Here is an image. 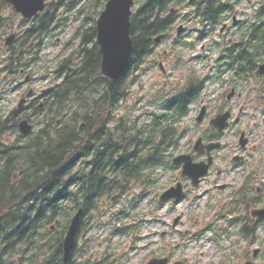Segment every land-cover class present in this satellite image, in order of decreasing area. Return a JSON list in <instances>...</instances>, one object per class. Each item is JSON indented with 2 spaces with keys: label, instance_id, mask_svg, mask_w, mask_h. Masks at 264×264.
Instances as JSON below:
<instances>
[{
  "label": "trees",
  "instance_id": "trees-1",
  "mask_svg": "<svg viewBox=\"0 0 264 264\" xmlns=\"http://www.w3.org/2000/svg\"><path fill=\"white\" fill-rule=\"evenodd\" d=\"M106 1L56 0L31 21L22 19L20 26L26 23L30 26L19 44L8 48L4 71L14 77L27 65L25 60L36 61L39 50L34 48L35 44L28 48V44L46 34L54 23L58 7L68 11L78 8L81 14L86 6L102 9ZM134 2L130 27L132 53L127 67L115 80L100 73L101 54L95 41V19L86 28L77 30L75 50L58 62L54 72L57 78L63 79L48 97L47 111L68 113L58 126L51 127L53 121L49 119L45 122L47 127L24 139L18 124L28 115L21 116L18 109L6 114L0 110V264H14L13 261L16 264H63L61 241L72 207L93 209L99 206L104 192L122 194L119 178L126 184L124 190L130 187L131 181H148L149 171L155 169L154 161H164L168 145L177 140L175 121L181 114L176 115L169 109L170 122L158 127V117L143 124H128L115 117L113 108L127 94L128 82L133 81L135 72L152 54L153 37L172 28L178 9L185 2L193 10L190 18L200 20L203 26L219 25L228 7L223 0ZM87 21L85 18L84 22ZM244 24H250L247 27L249 35L245 39L246 29H242L244 34L239 37L243 48L239 53L246 54L251 49L257 55L264 51V4L247 23L244 21L240 25ZM197 84V79L190 77L192 91ZM77 107L81 111L79 116L73 112ZM40 111L39 107L35 109V112ZM81 115L85 124L84 134L79 135L75 126ZM180 135L181 131L178 137ZM105 143L109 144L107 155L91 159L93 145H98L99 151ZM118 153L120 157L115 156ZM78 158L83 159L82 165H86L87 160L102 165L92 176L84 167L80 179L75 182ZM122 161L124 165H120ZM103 167L111 173L100 171ZM56 220L55 231L49 230V225ZM46 251L48 255L44 259Z\"/></svg>",
  "mask_w": 264,
  "mask_h": 264
},
{
  "label": "rangeland",
  "instance_id": "rangeland-1",
  "mask_svg": "<svg viewBox=\"0 0 264 264\" xmlns=\"http://www.w3.org/2000/svg\"><path fill=\"white\" fill-rule=\"evenodd\" d=\"M258 1L230 0V3H233L235 8L226 21L228 26L238 25L250 19L249 17L253 14V8L250 4ZM53 3H56V0H46L47 6ZM87 8L89 9L90 7H84L83 13L78 14V8L68 11L66 8L58 7L56 9V18L48 33L49 35L43 39L45 46L37 55L40 60L32 63L26 70H23V73L10 77L4 71L7 65V56L9 55V46L5 45V40L16 32L15 38L18 37V39L14 46H17L30 23L20 26L22 20L20 16L12 11V8L4 0H0V110L4 114L16 109L18 102L28 90L33 89L39 93L51 86L54 67L75 50L74 46L69 48V44L75 43L77 30L81 31L82 28L89 26L93 19L96 20L98 18L97 12L102 10L101 8H90L87 11ZM188 11L189 9L185 5L178 14L179 16L185 15ZM85 18H88L89 21L84 22ZM221 23L217 27H221ZM179 25H184L186 29L196 28L194 23L192 27L191 22L179 20L174 24L171 33L175 34L174 31L177 30ZM215 39L210 37L207 41L199 40L193 50L188 47L183 48V54L186 56L184 72L188 74L189 70L186 71L185 69L193 68L199 75H211L214 73L213 68H210V66L213 65L214 59L218 55ZM172 41H174L172 38H163L156 48L161 56H163L164 52L169 53V49L173 45ZM12 44L14 43L11 42L10 45ZM204 45L205 49L203 50ZM179 50L182 49L180 48ZM202 55H206L210 59L202 58ZM192 57L197 59L190 60ZM165 67L170 71L173 70L170 66L165 65ZM179 71L177 68L173 70L174 76H170V79L179 80L178 78L181 75L180 73L178 74ZM176 74L178 76H175ZM135 75V77L133 76V81L128 82L129 101L121 103L118 106V111L123 115L139 116L142 119L143 114H150L153 110H156V108L150 107V102L155 100V80L161 81L157 69L153 68L152 56L147 59V62ZM27 76H31V80H25ZM208 89L211 101H213L219 89H217V86H214V88L209 86ZM23 113L26 115L31 113V111L25 110ZM193 114L191 115L192 118L186 120L185 123L191 125L190 127L194 129L195 134L187 136L181 142L180 146L183 150H188L191 140L193 141V138H197L196 136L207 126L205 122L199 125L200 127L194 125L193 116L195 115ZM38 120L33 119L36 129L43 127L41 123L37 125ZM247 120L248 118L244 121V124L239 125V128H249L251 124L249 125ZM263 130L264 123H260L257 131H255L257 133L253 132V137L259 143L262 141L261 138H264ZM235 131L236 129L233 128L232 131L229 130L225 134L226 137L223 143H227V148L217 152V167L212 172V175L204 179L198 188L193 187L189 194L187 193L189 195L188 198L178 205L170 204L163 206L162 209H156L154 203L156 194L161 192L166 184L169 185L171 178L178 174L177 171H169V173L163 174L162 169L158 170L157 180L150 186L135 185L119 201L111 200L109 205L105 204V207L99 209L98 213L89 218L88 224L91 223V225L84 227L80 233L76 245V262L89 264V260L92 262L98 261L99 263L104 260V264H107V262L109 264H145L153 255H167L173 257V260H183V258H187L190 255L189 259L193 261V264H208L210 261H215L216 264H219L220 260L217 256L215 258L212 256L211 246L190 248L193 244H187V241H185L186 243L182 242L180 233L185 228L192 227L194 219L201 220L203 218L204 223L206 217L215 214V210L209 208L210 204L217 209L218 203L222 199L227 198L228 188L224 185L230 183L231 176L234 177L236 183L239 182L237 172H233L228 168L230 167L228 156L236 151H232L233 146H236V139L231 135ZM134 200H137V202L133 203ZM130 201L131 203L129 204ZM121 211H123V214L119 213ZM181 216H183V220ZM175 218L183 224L179 225L176 230H171V225ZM189 219L191 220L190 222L187 221ZM123 225L128 227L126 233L120 235L117 233L116 228H120ZM166 232H168L167 235ZM237 240H239L238 237ZM222 244L223 242H221ZM256 246L254 245V247ZM238 253L242 257L245 251L239 249ZM106 257L107 259H105ZM260 260L264 261V256ZM13 263L16 264L15 261Z\"/></svg>",
  "mask_w": 264,
  "mask_h": 264
},
{
  "label": "flooded vegetation",
  "instance_id": "flooded-vegetation-1",
  "mask_svg": "<svg viewBox=\"0 0 264 264\" xmlns=\"http://www.w3.org/2000/svg\"><path fill=\"white\" fill-rule=\"evenodd\" d=\"M232 18L235 20L234 17ZM248 25L249 24H245V27H248ZM240 26L241 25L221 26L217 32V35L220 36L219 42H222L225 38L227 42L232 44V46H243V43L240 41L232 39V35L237 37V35L233 33V29H235L234 27L240 28ZM237 30L240 31L239 29ZM230 47V45H225L222 48H218V51L221 52L220 62L232 59L234 70H226L222 73V76L227 75L228 78L219 81L220 95L216 100L217 104H215L216 108L214 112L216 113L215 115H217L228 111L230 116L228 126L224 131H221L220 134L222 137L221 147L223 149L227 148V143H223V140L226 137L225 134L229 130L232 131L233 128L236 129L234 133H230L236 139V146H233L232 149V151H236L230 153L228 156L230 163V167L228 168L233 172H237L239 175V182L236 183L234 177L231 176L230 183L224 185L228 188L227 194L230 205L228 210L229 215L219 216L216 213V216L206 217L204 223L203 218L201 220L194 219L192 227L185 228L183 232L180 233V237L182 242L186 243L185 241H187V244H193L190 248L195 246H211L212 256L214 258L217 256L220 260L219 264H264V261L260 260V258L264 256V217L257 216L256 213H253L255 210L264 209V138L261 143H259L256 141L255 137H253V132H250L257 131L258 127V123L256 122L257 117L252 113L254 112L253 109L261 113L259 118L261 119V122H264V76L263 78L253 76V69H255L253 53L247 52L246 55L230 56L226 54ZM237 66L239 67V70L235 69ZM223 67L226 68L227 65ZM259 89L261 90L260 95H258ZM248 109L252 112H249ZM180 112L186 115L185 119L181 122V125L185 126V121L192 118V114H190L192 110L185 108L180 109ZM193 112L195 111L193 110ZM247 118V122L249 125L251 124V126L249 128H239V125L244 124V121ZM187 127L189 128V126ZM81 129L82 128H80V130ZM242 132L245 135L246 141L244 146H241L239 141ZM262 133L264 134V130ZM96 146L98 145H93V149L90 150L91 159H95L96 155H107L109 152L108 143L101 145L99 151L96 149ZM180 152L182 151L180 150ZM185 153L192 155L195 160L201 161L205 157L200 155L197 156L195 149H193V147L190 148V146ZM120 155L121 153H118L115 156L120 157ZM82 162L83 159L78 158L74 170L75 182L80 179V173L83 171L84 167L92 176L97 171V167L102 165V163L94 165L89 160L86 161V165H82ZM126 162L127 161H125V163ZM120 165H124V161H122ZM156 166L159 167V169H162V165L158 166L156 164ZM100 171H105L108 174L111 173L106 167H103ZM233 172L230 173L234 174ZM178 181H182L185 185V192L182 197V199H184L185 194H189V191L192 188L187 180L181 178ZM122 184L124 186L123 181ZM107 185L108 183L106 182V189L108 188ZM163 191L164 189L155 196L154 203L156 209H162L163 206L170 205L171 203L174 205L180 203V201L174 200H170L166 203L165 201H160L159 197ZM103 196H107V194L105 193ZM99 211L100 210H98V212ZM91 213V210H88L82 215L79 235L84 227L91 225V223L88 224V220L92 216ZM183 216H181V219ZM187 221L190 222L191 220L189 219ZM221 222L222 224H220ZM217 223L218 225L216 226ZM182 224V222L174 219L171 225V230H176V228ZM167 233L168 232H166V235ZM79 235H77L76 245ZM237 237L240 241L237 240ZM221 242H223L222 245ZM76 245H74L71 253L72 261L70 264H87L76 262ZM254 245L257 246L254 247ZM239 249L245 251L242 257L239 256ZM189 257L183 258V260H173V257L171 256L153 255L150 259L164 261V264H193V261L190 260ZM208 258L210 257L208 256ZM88 263L102 264V262H92L90 260ZM208 264L216 263L215 261H210Z\"/></svg>",
  "mask_w": 264,
  "mask_h": 264
},
{
  "label": "water",
  "instance_id": "water-1",
  "mask_svg": "<svg viewBox=\"0 0 264 264\" xmlns=\"http://www.w3.org/2000/svg\"><path fill=\"white\" fill-rule=\"evenodd\" d=\"M6 2L11 4L15 11L27 19L36 16L44 8V0H6ZM133 5V0H108L96 21V41L101 51L100 70L101 73L110 80H115L123 72L132 52L130 18ZM12 37L13 36L7 39L6 44L10 43ZM158 41L159 38L156 39V42ZM23 102L24 100L19 103V106H21ZM226 118V115L218 117L211 123L216 125L219 129H222L225 126L223 122ZM19 128L23 134L30 133L32 129L31 125L26 120L20 122ZM200 146L202 147L201 139H199L195 145L199 154L202 153L199 149ZM218 146V144L205 146L208 150L207 161L193 163V160L189 156H180L174 158L173 162L175 165L182 164V176L188 177L191 180V184L197 185L199 179L208 172L207 170L212 164L209 151L218 148ZM176 184V186L170 187V189L162 193L160 197L161 201L181 197L182 184ZM81 214L82 210L80 209L72 218L65 236L63 242L64 261L68 260L73 248ZM148 264H164V261L153 259L149 261Z\"/></svg>",
  "mask_w": 264,
  "mask_h": 264
},
{
  "label": "bare ground",
  "instance_id": "bare-ground-1",
  "mask_svg": "<svg viewBox=\"0 0 264 264\" xmlns=\"http://www.w3.org/2000/svg\"><path fill=\"white\" fill-rule=\"evenodd\" d=\"M97 17H98V16H97ZM45 32H46V31H45ZM41 33H42V32H41ZM41 33H40V34H41ZM38 35H39V34H38ZM25 210H26V209H25Z\"/></svg>",
  "mask_w": 264,
  "mask_h": 264
}]
</instances>
